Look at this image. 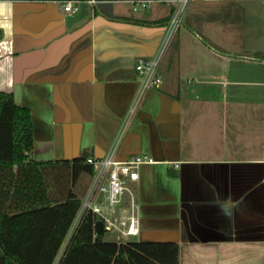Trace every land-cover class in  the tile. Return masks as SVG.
Segmentation results:
<instances>
[{"label": "crops", "instance_id": "1", "mask_svg": "<svg viewBox=\"0 0 264 264\" xmlns=\"http://www.w3.org/2000/svg\"><path fill=\"white\" fill-rule=\"evenodd\" d=\"M63 3L0 0V91L30 110L37 162L108 152L179 0ZM160 73L118 151L158 163L113 207L96 196V234L178 242L180 264H264V0H189Z\"/></svg>", "mask_w": 264, "mask_h": 264}, {"label": "trees", "instance_id": "2", "mask_svg": "<svg viewBox=\"0 0 264 264\" xmlns=\"http://www.w3.org/2000/svg\"><path fill=\"white\" fill-rule=\"evenodd\" d=\"M33 146L30 110L0 91V264H54L82 206L76 184L94 174L87 152L37 162ZM100 220L86 211L60 264H180L178 242L107 241L96 234Z\"/></svg>", "mask_w": 264, "mask_h": 264}, {"label": "built area", "instance_id": "3", "mask_svg": "<svg viewBox=\"0 0 264 264\" xmlns=\"http://www.w3.org/2000/svg\"><path fill=\"white\" fill-rule=\"evenodd\" d=\"M79 3L80 1L78 0H67L64 1L63 6L66 11L75 12L78 10ZM188 3L189 0H179L178 7L173 12L171 20L168 24L166 36L160 47L157 49V52L150 58H140L137 61L136 71L140 78L138 89L122 121L114 143L104 156H89L87 158V163L92 165L94 170L92 181L88 194L84 198V202L82 200V206L78 213V218L72 227L73 231L71 230L66 247L62 252L59 262L56 264H60L68 243L86 211L91 209L98 213L99 209L93 205L94 199L98 194L104 193L109 205L113 207L120 201L126 192H130L128 182L137 181L139 179L140 168L143 165H153L158 163V161L149 154H137L126 160H121L118 158V151L123 140L125 139L126 134L129 131L135 115L143 103L146 93L150 89H159L161 87L162 76L160 73V65L169 43L181 26L183 15ZM133 6V9L137 10L140 7H146L147 2L137 1ZM178 166V163L175 164V167ZM137 224L138 221L132 219L127 232L130 234H135L138 231Z\"/></svg>", "mask_w": 264, "mask_h": 264}, {"label": "rangeland", "instance_id": "4", "mask_svg": "<svg viewBox=\"0 0 264 264\" xmlns=\"http://www.w3.org/2000/svg\"><path fill=\"white\" fill-rule=\"evenodd\" d=\"M178 5V4H177ZM76 191H77V188L75 189ZM100 195L105 199L106 197V195L104 194V193H100ZM83 200V202H84V199H82ZM107 200V199H106ZM107 203H108V201H106ZM109 204V203H108ZM79 215V214H78ZM77 218H78V216H77ZM77 218H76V220H77ZM75 220V221H76ZM75 223V222H74ZM74 223H73V226H74ZM72 226V227H73ZM72 227H71V229H70V231H69V233H68V235H67V237H66V239H65V241H64V243H63V245H62V247H61V249H60V251H59V254H58V256H57V258H56V260H55V262H54V264H56V263H58L59 262V259L61 258V256H62V252H63V250L65 249V247H66V244H67V242H68V238H69V236H70V232H71V230H72ZM73 231V230H72ZM111 237L108 235V236H106V239H110ZM111 240V239H110Z\"/></svg>", "mask_w": 264, "mask_h": 264}, {"label": "water", "instance_id": "5", "mask_svg": "<svg viewBox=\"0 0 264 264\" xmlns=\"http://www.w3.org/2000/svg\"><path fill=\"white\" fill-rule=\"evenodd\" d=\"M99 5H100L101 9H103V11L105 13H108V12L111 13L112 12V9H111L112 4L111 3H109V2H101ZM102 226H103V223L101 221H98L96 223V227H95L96 231H100Z\"/></svg>", "mask_w": 264, "mask_h": 264}]
</instances>
